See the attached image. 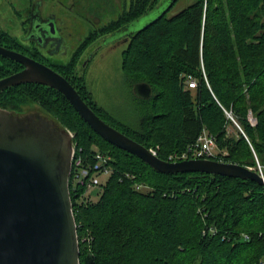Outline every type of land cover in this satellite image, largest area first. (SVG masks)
Segmentation results:
<instances>
[{
	"label": "trees",
	"instance_id": "obj_1",
	"mask_svg": "<svg viewBox=\"0 0 264 264\" xmlns=\"http://www.w3.org/2000/svg\"><path fill=\"white\" fill-rule=\"evenodd\" d=\"M171 1L130 0L121 11L110 2L106 9L117 16L88 39ZM177 1L132 32L122 51L132 113L117 116L102 106L76 75L82 49L67 62L48 61L97 114L162 159L188 149L206 128L227 151L214 159L250 166L254 149L264 164V0H195L169 15ZM1 39L20 46L0 26ZM189 75L196 88L188 87ZM138 82L151 85L149 98L135 94ZM0 105L18 111L39 105L74 133L85 159L94 158V145L113 155L114 171L98 200L77 202L71 190L81 264H257L263 257L264 184L201 171L159 172L96 133L63 93L47 85L10 87ZM231 124L240 126L235 134Z\"/></svg>",
	"mask_w": 264,
	"mask_h": 264
},
{
	"label": "water",
	"instance_id": "obj_2",
	"mask_svg": "<svg viewBox=\"0 0 264 264\" xmlns=\"http://www.w3.org/2000/svg\"><path fill=\"white\" fill-rule=\"evenodd\" d=\"M0 54L25 66L0 79V92L28 82L57 89L96 133L159 172L201 171L264 184L257 171L231 161L162 159L97 114L70 80L51 66L1 44ZM134 92L149 98L152 87L138 82ZM75 153L73 132L39 105L21 111L0 106V264H81L70 187Z\"/></svg>",
	"mask_w": 264,
	"mask_h": 264
},
{
	"label": "flooded vegetation",
	"instance_id": "obj_3",
	"mask_svg": "<svg viewBox=\"0 0 264 264\" xmlns=\"http://www.w3.org/2000/svg\"><path fill=\"white\" fill-rule=\"evenodd\" d=\"M126 1L130 2V0H114L111 5L115 3V6L119 8L116 11H121V6ZM80 9L85 11L84 15ZM104 13L101 7L93 6L85 0L80 2L78 0H0V26L16 37L20 46L12 47L11 43L5 39H1L0 44L43 62L53 69L55 68L50 65L48 59L54 62H67L82 49L81 61L78 62L75 71L76 75L84 77L89 85L85 76L87 66L84 64L85 60H90L95 50L107 45L112 47L119 44L126 45L129 35L134 32L130 28L135 22L122 26L114 33L102 34L96 39L89 40L91 31L94 28H101V25L108 21L103 20ZM77 16L84 18L83 22L92 25L85 37H78L81 29L76 23L71 22ZM108 18L115 17L110 12ZM24 68L22 63L0 54V79Z\"/></svg>",
	"mask_w": 264,
	"mask_h": 264
},
{
	"label": "rangeland",
	"instance_id": "obj_4",
	"mask_svg": "<svg viewBox=\"0 0 264 264\" xmlns=\"http://www.w3.org/2000/svg\"><path fill=\"white\" fill-rule=\"evenodd\" d=\"M78 1L80 2L81 0ZM85 1L93 6L103 8V11L105 12L103 20H107V17L110 15V10L108 11L109 8L106 9V6L110 4V2L113 3L114 0ZM194 1L195 0H178L170 10L169 15L176 14ZM168 5V2H164L159 10H155L147 15H144L131 26L130 30L136 31L143 28L155 19ZM80 11L83 12L84 15L85 11L81 9ZM112 16L116 17L117 12L112 14ZM83 20L84 18L77 16V18H74L73 21H71L76 23V25H78L81 29V32L78 34L79 38L85 37L92 28L90 23L85 21L83 22ZM124 47L125 44L115 45L114 47L107 45L102 49L95 50L93 52V57H91L90 60L86 59L84 62V64L87 65L85 76L95 98L102 106L106 107L117 116H122L124 113H132V101L134 99L132 87L130 86V83L122 69V51ZM238 126V124H231L229 126L230 133L235 134L237 129L240 127ZM97 180L99 181V184H97L92 190L95 195V199L100 198H98L97 193H102V187L109 180V175H99Z\"/></svg>",
	"mask_w": 264,
	"mask_h": 264
},
{
	"label": "built area",
	"instance_id": "obj_5",
	"mask_svg": "<svg viewBox=\"0 0 264 264\" xmlns=\"http://www.w3.org/2000/svg\"><path fill=\"white\" fill-rule=\"evenodd\" d=\"M187 85L189 88H196L197 80L192 75L187 77ZM250 119L253 124L256 123V119L253 116H250ZM74 135V133H73ZM154 153H157V150L150 148ZM81 148L76 145V153L73 159V168L70 177V187L73 189L77 195V202H89L96 201L95 195L93 194V189L99 184L97 177L99 175H112L114 167L112 164L113 155L109 152H104L97 145L93 146V159H85V157L80 153ZM255 160L254 165L249 167L257 171L264 178V164L260 161L255 150ZM220 152L226 154V150H221L217 144L215 136H213L206 128L203 129L200 136L197 138L196 142L193 145H190L188 149L182 152H176L170 156V160H183L189 158H213L218 155ZM102 185V184H100ZM138 189H146L145 184H138ZM84 189L83 191H80ZM98 198L101 194L97 193ZM257 264H264V255Z\"/></svg>",
	"mask_w": 264,
	"mask_h": 264
},
{
	"label": "bare ground",
	"instance_id": "obj_6",
	"mask_svg": "<svg viewBox=\"0 0 264 264\" xmlns=\"http://www.w3.org/2000/svg\"><path fill=\"white\" fill-rule=\"evenodd\" d=\"M214 159V158H213Z\"/></svg>",
	"mask_w": 264,
	"mask_h": 264
}]
</instances>
